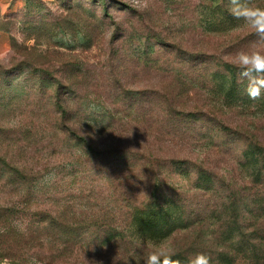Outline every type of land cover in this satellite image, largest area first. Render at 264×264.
<instances>
[{
  "label": "rangeland",
  "instance_id": "1",
  "mask_svg": "<svg viewBox=\"0 0 264 264\" xmlns=\"http://www.w3.org/2000/svg\"><path fill=\"white\" fill-rule=\"evenodd\" d=\"M98 1L0 0V28L7 23L10 26L9 32L0 31V158L26 163L39 172V190L28 208L29 215L40 207L59 211L63 221L125 229L129 224L126 216L129 209L133 205L142 209L149 201L148 194L155 183L151 172L145 170V157L160 146L156 144L155 147V139L141 131L146 124H131V121L149 112L156 113L164 121L161 111L165 110L171 117V109L163 106L160 110L156 106L162 100L161 95L168 92L169 86L162 80L165 71L178 69L182 73L190 72V75L196 72L199 78L205 74L211 76L223 71L220 67L223 62H230L236 52L249 49L259 38L249 34L247 29L225 35H205L200 26L205 0ZM106 5L112 7V18L104 23L105 27L103 24L98 29L99 33H104L91 50L84 52L79 48L84 41L73 34V25H65L62 30L57 26L59 17H70L76 9L86 15V19H97ZM6 20L12 21L13 26ZM114 32L126 36L119 52L128 58L143 54L147 49L153 48L155 52L147 51L140 64L128 60L112 64L108 62L110 39L107 35ZM30 35L32 39L27 40ZM13 39L20 44L25 42L30 48L36 47V57L41 56L36 67H41L40 62L52 63L54 67L50 72L56 77H68L74 71L77 75L76 66L87 70L90 98L82 106L78 120L83 132L94 135L104 126H109V130L121 123L131 124L125 127L129 128L126 142L113 139L108 132L94 144L95 149L97 144H107L114 150L108 166H101L107 162L95 166L88 158L78 160L79 148L57 134L55 125L49 122L51 118L45 115L49 108L48 96L43 97L34 90L42 73L34 69L24 70L20 77L14 70ZM48 50L50 55L45 54ZM55 50L61 55H52ZM198 60L203 64L195 68ZM188 65L195 69H188ZM193 95L199 98L191 101V106L186 105V99L179 105H172L177 108L173 113L175 110L184 113L200 111L205 116L198 124L189 126L191 118L182 124L184 130H192V133L186 130V139L190 141L185 147L193 156L179 154L180 158H189V161L182 158L189 163L165 167L160 179L165 190L179 194L187 217L195 224L153 242L145 239L147 234L143 224L132 229L128 225L132 233L138 234L124 240H109L113 232L108 233L105 226L92 228L86 234L80 233L81 241L73 252L59 254L53 264H145L147 247L160 241L170 245L176 254L184 253L189 260L197 253H205L211 257L212 264H224L219 255H233V250L223 247L222 239H229L235 227L229 218L233 214L232 205L241 203V198L248 203V200L260 196L261 188L252 185L250 173L243 167L242 153L252 144L264 147V116L254 111L244 112L241 108L217 105L198 93ZM183 102L184 106H181ZM132 105L133 112L129 115L126 111ZM178 121L180 119L173 116L171 123ZM220 124L226 129H221ZM124 152L127 154H122ZM165 155L166 152L160 157L166 159ZM194 164L209 168L215 182L199 179ZM198 187L204 190L199 191ZM245 207L242 213L246 218L242 220L243 236L238 239L243 243L249 242L253 231L251 215ZM20 220L19 228L22 229L28 216ZM30 255V262L35 264H40L37 259L43 263L50 260L47 251L31 252ZM236 263L250 264L241 258Z\"/></svg>",
  "mask_w": 264,
  "mask_h": 264
},
{
  "label": "trees",
  "instance_id": "2",
  "mask_svg": "<svg viewBox=\"0 0 264 264\" xmlns=\"http://www.w3.org/2000/svg\"><path fill=\"white\" fill-rule=\"evenodd\" d=\"M95 2L100 1L95 0ZM251 2L264 7V0H251ZM229 7V0H205L200 19V26L205 35H225L244 29H237L236 26L241 21L234 19L228 10ZM111 12L112 7L106 5L102 10V15L97 19L94 17H87L86 19V15L81 14L76 9V12H72L70 17H59L57 26L62 30V27L65 28V25H73V34L80 36L84 41V45L79 48H82V51L86 52L94 48L99 42L98 40L104 31L99 33L98 29L107 20L112 18ZM6 21L10 22L13 26L12 21ZM9 28V23H7L5 27L0 28V31L9 32ZM119 34L114 32L107 35L109 36L108 39H110L108 62L115 64L116 61L128 60L131 63L140 64L143 60L142 58L150 49L144 50L143 54L140 53V55L128 58L119 52L123 48L120 45L121 41L126 38L125 35ZM31 39L32 35L27 40ZM116 45H118L117 48ZM49 51H46L45 54L50 55ZM150 51L155 52L153 48ZM11 52L14 55V62H16L13 65L14 70L19 73L20 77L24 74V70L34 69L35 72L42 73V77L39 79V83L34 90L39 92L43 97L48 96L49 108L45 112V115H49V118H51L49 122H53L57 134L61 139L75 144L79 148V152L77 151L79 153L78 160L82 161L88 158L89 162L95 166H100L103 162L107 163L101 166H108L111 163L112 156H114V150L109 149V145L107 144H97L95 149L93 147L94 144L104 137L103 134L108 132H110L113 139L117 138L121 142H126L129 136V128L125 127L131 126L133 122L146 124L141 131L147 136L152 137V139H155V147L156 144L160 146L152 149L149 155L145 157V170L147 169V171L151 172V179L155 183L152 191L148 194L147 201H149L147 204H143L142 209L135 205L129 209V212L126 214L129 224H127L125 229L121 226L117 228L106 224L99 226L85 225L82 221H63L59 211L40 207L34 209L32 215H29L27 212L28 208L31 206L33 199L37 197L39 190L38 184L41 181L39 172L32 167H28L26 163L8 162L4 157L0 158V264H35L36 262H30V254L31 252L40 253V251L42 253L47 251L50 260L48 263H43L40 259L36 261L40 264H53L59 257V254L73 252L81 241L80 237L82 235L80 233L86 234L92 228H104L103 226H105L108 233L113 232V234L110 233L109 240L116 238L124 240L127 236L138 234L137 232L132 233L131 229L143 224L147 234L145 239L149 242L168 238L171 234L173 235L179 231L189 229L195 223L189 216L187 217L185 207H183L184 204L179 199V194L173 190H165L160 177L164 173L165 167L189 163V158L187 159V157L183 156L182 158L188 160L186 161L179 157V154H186L185 156L189 157L193 156V154L187 153L185 147V144H189L188 142L190 141L186 139V130L191 133L192 130L190 128L191 131L189 129L184 130L182 124L189 118H191L188 120L189 126L198 124L203 121L205 116L199 113L200 111L184 113L175 110V113H173L174 109L177 108H172V105L174 103L179 105L183 99H186V105L191 106V101L199 98L193 94L198 93L202 97H206V100L216 102L217 105L223 104L227 107L241 108L244 112L254 111L255 114H262L264 116V93L258 99H250L246 91L247 80L243 81L240 76V69L227 61L220 65L223 71L212 73L211 76L210 74L201 75L200 78L196 75V72L190 75V72L182 73L178 69L172 72L170 69L165 71V76L162 80L169 86L167 88L168 92L161 95L162 100L156 103L157 108L160 110L164 108L163 106L172 110L169 111L172 114L171 117L168 116V111H161L165 118L164 121L160 120L156 113L149 112L145 116L135 117V120L131 121L130 125L121 123L109 130V126H104L100 133L88 135L78 125L79 115L82 114V106L90 98V95L88 96L87 94L91 88L89 82L90 76L87 74V70L76 66V68H73L77 70V75H75L74 71L68 77L60 76V78L50 72L54 67L52 63L44 64L40 62L39 66L41 67H36L38 66L37 60L41 57H36V54H38L36 47L30 48L25 42L20 44L13 39ZM54 54L60 53L55 50V53H52V55ZM198 61L199 63L194 66L195 68L203 64L200 60ZM194 67L188 65L187 68L193 69ZM155 68L157 69V67ZM70 72H73V70H70ZM133 95L137 96L138 93L133 92ZM181 106H184V102ZM133 108L134 105L128 106L126 113L132 115ZM1 114L3 115V113ZM129 115L126 116L129 117ZM173 116L175 119H180V121L171 123ZM168 118L171 119L168 120ZM220 126L221 129H226L221 124ZM163 138L168 139L162 140ZM215 146L214 144L213 147ZM132 150L135 149L132 148ZM165 152L166 159L160 157ZM122 154L127 153L124 152ZM242 156L245 161L243 167L250 173L252 185L261 188L259 191L260 196L256 199L248 200V203L243 198H241V203L235 205L233 202V214L229 218L233 220L235 227L232 228V232L230 231V238L227 239L225 237L222 240L224 243L223 247L233 250L234 253L233 255L222 253L219 255V259L224 260V264H237L238 258L250 264H264V147L259 144H252L243 151ZM194 166L197 170L195 174L199 176V179L205 180L208 183L215 182L214 175L209 168L206 169L202 165L197 164H194ZM179 168L183 167L179 166ZM159 183L161 185H158ZM196 189L199 191L204 190L201 187ZM252 196L254 197V195ZM243 207L249 209L248 214L251 215L250 220L253 222V231L249 235V242L247 243H243L241 239L238 240L239 236H243L242 220L246 219L244 214H242L244 211ZM24 216H28V222L20 229L19 227L22 222L20 219ZM17 220L20 221L17 222ZM128 225L131 229H128ZM173 258L179 260L180 264H188L189 262L184 253L182 255L176 254Z\"/></svg>",
  "mask_w": 264,
  "mask_h": 264
},
{
  "label": "clouds",
  "instance_id": "3",
  "mask_svg": "<svg viewBox=\"0 0 264 264\" xmlns=\"http://www.w3.org/2000/svg\"><path fill=\"white\" fill-rule=\"evenodd\" d=\"M229 5L230 14L241 21L237 29H247L259 38L249 49L236 52L230 61L240 69L241 78L247 80V94L255 100L264 93V7L251 0H229ZM175 255L170 245L156 242L147 247L145 264H180L173 258ZM188 264H212V260L205 253H197Z\"/></svg>",
  "mask_w": 264,
  "mask_h": 264
}]
</instances>
